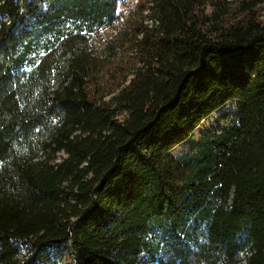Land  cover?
<instances>
[{
    "label": "trees",
    "instance_id": "obj_1",
    "mask_svg": "<svg viewBox=\"0 0 264 264\" xmlns=\"http://www.w3.org/2000/svg\"><path fill=\"white\" fill-rule=\"evenodd\" d=\"M117 1L0 0V264H264V0H147L96 99Z\"/></svg>",
    "mask_w": 264,
    "mask_h": 264
},
{
    "label": "rangeland",
    "instance_id": "obj_2",
    "mask_svg": "<svg viewBox=\"0 0 264 264\" xmlns=\"http://www.w3.org/2000/svg\"><path fill=\"white\" fill-rule=\"evenodd\" d=\"M46 7L47 0H33ZM147 0H118L116 4L115 18L98 28L90 36V44L94 51L103 53L106 43L123 46L117 56L107 62L94 78L88 83V89L92 98L103 97L108 100L125 83V73L131 67L130 58L133 57L129 39L136 34L135 23L138 19L140 5ZM209 11V8H206ZM260 20L264 23V3L257 9ZM130 63V64H129ZM234 102L226 103L215 112L205 118L189 138L174 146L169 154L174 158L188 155L201 141L204 133L216 132L231 121L236 112Z\"/></svg>",
    "mask_w": 264,
    "mask_h": 264
}]
</instances>
